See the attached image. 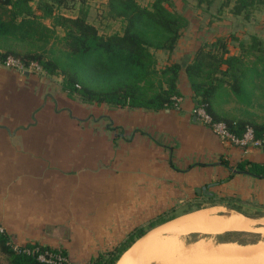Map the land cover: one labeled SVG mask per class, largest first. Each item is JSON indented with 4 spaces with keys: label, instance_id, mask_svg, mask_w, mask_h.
<instances>
[{
    "label": "crops",
    "instance_id": "1",
    "mask_svg": "<svg viewBox=\"0 0 264 264\" xmlns=\"http://www.w3.org/2000/svg\"><path fill=\"white\" fill-rule=\"evenodd\" d=\"M106 2L96 0L94 16L100 18L94 20V2L85 0L88 20L117 29L113 23L119 21L105 17ZM79 6L80 0H69L59 10L75 16ZM185 14L189 21L175 48L156 51L159 66L190 60L201 42L219 36L235 54L240 53L239 41L251 35L264 44V7L249 18L227 9L218 18L209 12L202 26L196 16ZM188 28L191 38L183 37ZM0 42L21 43L2 37ZM245 60L251 68L240 93L222 88L213 105L219 113L262 122L264 56L250 53ZM60 81L44 71L0 62V224L9 238L60 247L70 260L86 264L118 245L133 227L162 213L164 205H202L176 209L171 220L197 211L221 214L222 208L264 219V176L235 167L243 158L264 161V146L244 149L219 139L196 115L184 70L178 106L158 110L85 103L68 96ZM227 101L234 102V111L225 107ZM227 231L248 230L222 232Z\"/></svg>",
    "mask_w": 264,
    "mask_h": 264
},
{
    "label": "trees",
    "instance_id": "2",
    "mask_svg": "<svg viewBox=\"0 0 264 264\" xmlns=\"http://www.w3.org/2000/svg\"><path fill=\"white\" fill-rule=\"evenodd\" d=\"M31 1L0 0V37L4 41L13 39L21 42L20 45L34 47L20 52L12 47L13 43L0 42L1 63H5L9 55H22L20 59L25 64L35 60L40 71L60 75L62 89L72 98L77 97L85 103L103 102L115 107L153 110L178 106L176 97L182 95L178 81L184 70L195 106L203 104L214 120L224 121L237 135L246 125L252 126L256 135L264 131V121L219 113L212 100L222 88H226V92L240 93L251 68L245 55L264 52V44L256 35L239 41V54L231 53L226 39L219 36L201 42L190 60H175L159 66L156 51H172L189 21L185 12L170 7L171 0H152L148 4L138 0H107L105 17L119 21V27L112 30L88 20L85 0H80L75 16L59 10V5L68 6L69 0H37L35 7ZM213 4L212 17L218 18L227 9L249 18L255 9L264 7V0H196V5L204 11ZM36 8L41 13H36ZM44 17L51 22L45 23ZM224 163L229 162L225 160ZM235 167L264 176V161L243 158ZM145 232L141 226L134 227L118 245L99 252L86 264H115ZM20 246L46 248L67 256L64 249L38 241ZM0 250L7 255L10 264H68L61 260L42 261L37 258V252L15 250L6 232L0 233Z\"/></svg>",
    "mask_w": 264,
    "mask_h": 264
},
{
    "label": "rangeland",
    "instance_id": "3",
    "mask_svg": "<svg viewBox=\"0 0 264 264\" xmlns=\"http://www.w3.org/2000/svg\"><path fill=\"white\" fill-rule=\"evenodd\" d=\"M152 0H141V3H143V4H145L146 2L147 3H149V2H151ZM172 2H173V5L172 6H170V7H172V8H176V9H180L181 11H183V12H186L187 14H188V16H196L197 17V22H199L200 23V25L202 26V23L203 22H206L207 21V17H208V13L209 12H215V4H213L212 6H211V8L209 9V10H206V11H198V8H196L195 7V5H196V0H171ZM91 2H94V4H92L93 5V9L91 10V14H90V17L91 18H93L94 20L95 19H97V18H100V16L99 15H96V16H94L95 15V13H97L96 12V9L95 8H97L96 6H97V3H96V0H91ZM34 5H35V3H34ZM205 6V4H202V7H204ZM103 12H105V11H101V12H98V14H100V15H102L103 14ZM206 17V18H205ZM192 18V17H191ZM204 18V19H203ZM105 19H107V18H105ZM107 20H109V19H107ZM111 21V20H110ZM119 25V22H114L113 23V27H117ZM190 28H192L191 26H189ZM190 28H188L187 29V31H186V33H185V35H183V37H186V38H191V33H192V30H190ZM188 33V34H187ZM186 35H188V36H186ZM10 44V43H9ZM9 44H6V45H9ZM57 45H60V43H58L57 42ZM13 48H15L17 51H20V52H25V50H27V49H33L34 47L33 46H30V45H20V44H14L13 46H12ZM257 53H259L260 55H263L264 56V52H257ZM248 55V54H247ZM13 56V55H12ZM160 56V55H159ZM14 57H18V58H22V55H17V56H14ZM252 59V56L251 57H249L248 58V61H249V59ZM255 59V58H254ZM162 60V56H160V61ZM247 61V62H248ZM264 64V63H263ZM6 65V64H5ZM60 75H56V78L57 79H60ZM234 101V100H233ZM233 101H227V103H226V105H225V107H227L229 110H231V111H234L235 110V106H234V102ZM199 207V206H202V205H200V203H196V202H193V203H184L182 206L180 205V204H174V205H164V209H163V211H162V213H160L159 215H157V216H154V217H152V218H150V219H148V220H146L142 225H140L141 227H143V229L146 231L145 233H144V235L142 236L141 235V238H142V240L143 239H146V238H148V237H159V234H160V232H159V230L162 228V227H164L165 226V224L166 223H168L171 219H170V217H172L174 214H175V212L177 211L176 209H189V208H196V207ZM204 206V205H203ZM200 209V208H199ZM218 209H215L214 210V212L215 211H217ZM227 212V209H225V208H222V211L221 210H219V212ZM218 212V211H217ZM210 213H213V211L211 210V212ZM168 219H170V220H168ZM166 220H168V221H166ZM165 221V222H164ZM161 222H163V223H161ZM151 223V224H150ZM158 224V225H157ZM254 224H256V225H259V226H262V222L259 220V221H257V223H254ZM160 225V226H159ZM157 226H159V227H157ZM5 227V226H4ZM136 227V226H135ZM155 227H157V228H155ZM134 228V227H133ZM133 228L131 229V230H133ZM153 228H155V229H153ZM246 230H248V231H227V232H222V233H219V232H214V231H211L210 229H205V228H199V229H196V230H190V232H188V231H186V232H183V231H181L180 233L178 232V234L176 235H170V237H174L175 236V238L177 237L178 239H179V241L180 242H182V243H185V244H192V245H194L195 243H197L198 242V240L199 239H203L204 238V240L206 241V242H209V239H210V242L211 241H213V243L215 242V243H238V244H241V245H248V244H250V245H257V244H264V232H262L261 231V229L260 228H251V229H246ZM5 232H6V228H5ZM141 238H136V240L135 241H137L138 239H141ZM164 238V237H163ZM160 239V237L159 238H156V240H159ZM201 239V240H202ZM161 240V239H160ZM9 241L11 242V243H14V244H23V243H20V242H18L15 238H13L12 236H10V238H9ZM164 241H167V240H164ZM174 241V240H173ZM262 242V243H261ZM135 243V242H134ZM131 247V246H130ZM129 247V248H130ZM58 248H60V247H58ZM128 248V249H129ZM210 248V249H209ZM211 248H212V246L210 247L209 245H208V250H207V252H206V248L204 249V248H201L200 249V251H199V249H195L194 251L196 252V253H198V254H196L194 251H193V255H191V251H192V249L189 251H187V254L188 253H190V257H188L187 256V254L186 253H181L182 252V250H181V252L178 250V251H176V249H174L176 252H179L180 253V255H179V253H177V254H174L171 250H170V248H169V250L168 251H166V254H167V252H172L173 253V255L171 256L170 254H168V256L170 255L171 256V258L170 259H172V257L175 255V258H173L171 261H170V259H168L169 257L166 255H164L163 257L162 256H158V258H163V260H164V257H168L167 258V260L165 261L164 260V262H162V263H166V264H177V263H175V261L176 262H180V260H182V259H180L181 257H184V256H187V258L185 259L187 262H191L192 263V261L193 262H195L194 264H199V261H200V263H201V261L203 262V264H206L207 262H211L212 264H213V262L214 263H217V264H264V248H263V246H261L260 248H261V250H262V248H263V251H261L260 249H258L257 251H256V253H254L253 255H252V253H251V255H250V253L249 254H247V256L248 255H250V256H244V257H239V258H235V259H232L231 258V260H227V259H229L227 256V258L225 257V256H220V257H218L219 255L218 254H215V252L213 251V253H214V255H218V256H216V258L213 256V254H212V251H211ZM127 249V250H128ZM166 250L168 249V248H165ZM255 249H257V248H255ZM126 250V251H127ZM173 250V249H172ZM202 250V251H201ZM205 250V251H204ZM254 249L252 248L251 249V251H253ZM261 252H263V253H261ZM126 251H124V252H126ZM183 251H185V250H183ZM199 251V252H198ZM204 251V252H203ZM250 251V252H251ZM123 252V253H124ZM202 252V253H201ZM258 252V253H257ZM260 252V253H259ZM201 253V254H200ZM212 254V256H211V254ZM182 254V255H181ZM186 254V255H185ZM60 255H62V254H60ZM179 257H178V256ZM184 255V256H183ZM246 255V254H245ZM63 257H65L66 259H67V261H68V263L69 264H77L76 262H74V261H72V260H70V258H68V256H64V255H62ZM181 256V257H180ZM120 258V257H119ZM144 258V257H143ZM145 258H148V257H145ZM144 258V259H145ZM150 258H152V257H150ZM157 257L155 256V258H154V256H153V258H152V261H151V259H150V261H149V263L147 262V260H146V262H145V260H143L142 258H140L139 259V261H138V263L139 264H141V262H142V264H152V262L156 259ZM157 258V259H158ZM185 258V257H184ZM188 258L189 259H191V260H188ZM156 259V260H157ZM160 259V260H161ZM180 259V260H179ZM119 260V259H118ZM117 260V261H118ZM141 260V261H140ZM143 260V261H142ZM155 260V262H153V264L155 263V264H157L156 262H160L161 263V261H159V260H157L156 261ZM185 260H182V261H184V263H186V261ZM198 260V261H197ZM169 261V262H168ZM181 261V262H182ZM197 261V262H196ZM136 262V261H135ZM143 262H145V263H143ZM151 262V263H150ZM180 262V263H181ZM204 262H206V263H204ZM87 263V262H86ZM159 263V264H160ZM161 263V264H162ZM184 263H182V264H184ZM0 264H10V263H8L7 262V255L6 254H4L1 250H0ZM135 264H137V263H135ZM187 264H190V263H187ZM193 264V263H192ZM208 264V263H207ZM210 264V263H209Z\"/></svg>",
    "mask_w": 264,
    "mask_h": 264
},
{
    "label": "bare ground",
    "instance_id": "4",
    "mask_svg": "<svg viewBox=\"0 0 264 264\" xmlns=\"http://www.w3.org/2000/svg\"><path fill=\"white\" fill-rule=\"evenodd\" d=\"M221 211H222V209H221ZM210 212H211V210L209 212L197 211V212L189 213V214H186L182 217H179V218H176V219L169 221L168 223L165 224L164 227H162L159 230V232H160L159 237L161 240L160 239L156 240V238H159V237H148V238L143 239V240L140 237L141 239H138L137 241H135V243H133L131 245V247L126 252L121 254L119 260L115 264H135V263L139 264L138 261L140 258H142L143 260L148 259L147 262L149 263L150 259L152 261L153 256H154V258H155V256L157 258H158V256H162V257L164 255L168 256V254H170L172 256L173 253L174 254L179 253V252H176L179 249H180L179 250L180 252L182 249L185 250V251L182 250L181 253H183V254L184 253L187 254V251L188 250L190 251L192 249V251L190 253H191V255H193L194 254L193 251L195 249H199V251H200L201 248H204V249L206 248V252H207L208 245L210 247L212 246L211 251H212V254L215 258L218 255H219L218 257H220L222 255L225 257L229 256L228 257L229 259H227V260H231L232 257H233L232 259L244 257V256H247V254H249V253H250V255H251V253L253 255L254 253H256V251L258 249L261 250V248H260L261 246H263V248H264V244L262 242H261L262 244H257V245L256 244L255 245H250V244L241 245L238 243H223V242L222 243H215V242L213 243V241L210 242V239H209V242H206L204 240V238L203 239L201 238L202 240L199 239L198 242L195 243L194 245H192V244L188 245V244L180 242L177 237L175 238V236L170 237L171 234L175 235L176 233L178 234V232L180 233L181 231L190 232V230L194 231V230L199 229V228L210 229L211 231H214V232H222L223 230H229V229H251V228H257L258 229V228H260L261 231L264 232V219H260V221L262 222V226H259V225L254 224V223H257V220L248 219L246 217L241 216L240 214H237L236 212H234L232 210L227 211V212L223 211L221 214H214V213H210ZM258 221H259V219H258ZM164 240H167V241H164ZM165 248H168V249L166 250ZM169 248L173 253L167 252V254H166V251H168ZM252 248L254 249L253 251H251ZM255 248H257V249H255ZM263 248L261 251H263ZM174 249H176V251ZM213 251L215 252V254H218V255H214ZM190 253L187 254L188 257L191 256ZM261 253H263V252H261ZM196 254H198V253H196ZM212 254H211V256H212ZM170 255L168 256L169 258L167 257L168 259L171 258ZM179 255H180V253H179ZM250 255H248V256H250ZM187 256H184L185 258L180 256L181 257L180 259L183 258L182 260H185L187 258ZM143 257L144 258L148 257V258L144 259ZM150 257H152V258H150ZM167 258L164 257V260L166 261ZM173 258H175V255L172 257V259ZM160 259L161 258H158L157 260L161 261V263L164 262L163 258L161 260ZM172 259H170V261ZM191 259L188 258V260H191ZM146 260H145V262H146ZM155 260L153 262H155ZM182 260H180V262ZM193 261H192V263L194 264L195 262H193ZM145 262H143V263H145ZM153 262H152V264H153ZM180 262L175 261V263H177V264L184 263V261H182L181 263ZM156 263L159 264L160 262L159 263L156 262ZM187 263L192 264L191 262H187V261L184 264H187ZM204 263H206V262H204ZM207 263L212 264L211 262H207ZM141 264H142V262H141ZM162 264H164V263H162ZM199 264H203V262L201 261V263H200V261H199ZM213 264H217V263L213 262Z\"/></svg>",
    "mask_w": 264,
    "mask_h": 264
},
{
    "label": "built area",
    "instance_id": "5",
    "mask_svg": "<svg viewBox=\"0 0 264 264\" xmlns=\"http://www.w3.org/2000/svg\"><path fill=\"white\" fill-rule=\"evenodd\" d=\"M5 64L11 67L18 68L20 70H32V71L40 70V65L38 64L37 61L31 60L29 61L28 64H25L20 58L14 57L12 55H9L6 58ZM180 99H181L180 96L176 97V101L179 102ZM194 111L202 122L206 123L211 127L212 131L217 135L219 139L223 141L225 140L229 141L233 145L244 149L248 146H255V147L264 146V131L260 135H256L252 126L246 125L244 131L240 135H237L227 127L224 121L214 120L212 116L206 111L203 104H197L194 108ZM1 232H5V227L2 224H0V233ZM11 245L17 251L22 250V251H26L27 253L37 252V258L42 261L53 262L55 260H61V261H66L68 263L65 257H63L60 254H55L46 248L39 249L37 247L30 248L26 246L21 248L20 246L21 244H14V243H11Z\"/></svg>",
    "mask_w": 264,
    "mask_h": 264
},
{
    "label": "water",
    "instance_id": "6",
    "mask_svg": "<svg viewBox=\"0 0 264 264\" xmlns=\"http://www.w3.org/2000/svg\"><path fill=\"white\" fill-rule=\"evenodd\" d=\"M203 190L206 191V187H203ZM197 191H200V188H197Z\"/></svg>",
    "mask_w": 264,
    "mask_h": 264
}]
</instances>
